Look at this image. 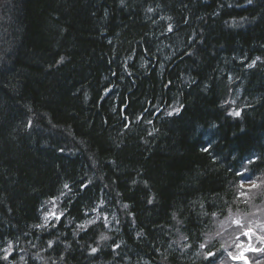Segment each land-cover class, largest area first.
Returning <instances> with one entry per match:
<instances>
[{"label": "trees", "instance_id": "trees-1", "mask_svg": "<svg viewBox=\"0 0 264 264\" xmlns=\"http://www.w3.org/2000/svg\"><path fill=\"white\" fill-rule=\"evenodd\" d=\"M261 236L264 0H0V264H264Z\"/></svg>", "mask_w": 264, "mask_h": 264}, {"label": "snow or ice", "instance_id": "snow-or-ice-1", "mask_svg": "<svg viewBox=\"0 0 264 264\" xmlns=\"http://www.w3.org/2000/svg\"><path fill=\"white\" fill-rule=\"evenodd\" d=\"M149 11H151V9H149ZM169 31H171V26H169ZM63 59H64V58L61 57V61H62ZM257 59H259V58H257ZM59 62H60V61H57V63H59ZM105 91H108V90L105 89ZM168 114L171 115L172 113H168ZM233 115H234V116H239V115H240V112H238V111H237V112H234ZM203 151L207 152V151H209V149H208V148H205V149H203ZM250 162H251V161H250ZM63 187H64L65 189H69V185H68L67 183L64 184ZM81 187L84 188V187H86V185L81 184ZM250 187H251V188H256V187H257L256 182L253 181V182L251 183ZM241 188H243V184L241 185ZM243 194H244V193H242V195H243ZM61 195H64V193L61 192ZM149 202H151V201H149ZM45 203L47 204V203H49V201H45ZM51 204H52V209H51L49 212H47V213L45 214V217H44V225H37L36 227H43V226L47 225L48 220H49L50 218H52V217H55L56 219H60V215H58V214L56 213V204H55V200H52V201H51ZM125 207H127V205H125ZM93 211H95V209H93ZM106 219H107V218L105 217V220H106ZM93 223H95V221H87L85 225H80L79 227L83 228V227H86L87 224H93ZM235 223L239 224V221H235ZM243 234H244L245 236H249V237H251V235H252V230L249 228V229H248L247 231H245ZM258 238H259L261 241H264V236H261V237H258ZM100 239H101V240H105V239H107V237L101 235ZM49 244H51V242H49ZM200 247H201V248H204L205 245H204V244H201ZM236 247H237V248H241V245H240V244H237ZM10 250H11V244H9V248H8V249H5V250H4V251H5V255L2 257L3 259H5V260L8 259V255H7V253H8V251H10ZM244 250H245V251H259V249L252 248L251 245H249V246H248L246 249H244ZM91 251H92L93 253H95V252L97 251V249H96V248H92ZM215 256H216V253H213V252L209 251V252L207 253L205 259L209 261V264H213V261H214V259H215ZM229 256L232 257L233 259L244 260V261H245V264H249V262L246 260V258H245V256H244L243 252H241L240 255H238V256H233L232 253L230 252V253H229Z\"/></svg>", "mask_w": 264, "mask_h": 264}, {"label": "rangeland", "instance_id": "rangeland-1", "mask_svg": "<svg viewBox=\"0 0 264 264\" xmlns=\"http://www.w3.org/2000/svg\"><path fill=\"white\" fill-rule=\"evenodd\" d=\"M51 209H52V208H51ZM47 212H49V210H47L46 213H47ZM249 245H250V242H248L247 245L241 247V249H240V253L243 252V254H245L246 251H245L244 249H246ZM240 253H239V254H240ZM263 263H264V261H263Z\"/></svg>", "mask_w": 264, "mask_h": 264}, {"label": "bare ground", "instance_id": "bare-ground-1", "mask_svg": "<svg viewBox=\"0 0 264 264\" xmlns=\"http://www.w3.org/2000/svg\"><path fill=\"white\" fill-rule=\"evenodd\" d=\"M77 89V87H75Z\"/></svg>", "mask_w": 264, "mask_h": 264}]
</instances>
